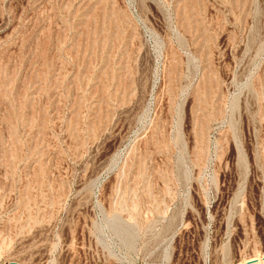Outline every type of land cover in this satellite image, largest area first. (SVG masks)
<instances>
[{
  "label": "rangeland",
  "instance_id": "rangeland-1",
  "mask_svg": "<svg viewBox=\"0 0 264 264\" xmlns=\"http://www.w3.org/2000/svg\"><path fill=\"white\" fill-rule=\"evenodd\" d=\"M263 257L264 0H0V264Z\"/></svg>",
  "mask_w": 264,
  "mask_h": 264
},
{
  "label": "water",
  "instance_id": "water-1",
  "mask_svg": "<svg viewBox=\"0 0 264 264\" xmlns=\"http://www.w3.org/2000/svg\"><path fill=\"white\" fill-rule=\"evenodd\" d=\"M263 260H264V258H263ZM256 262H258V261H257V260H255V261H249L248 264H253V263H256ZM13 264H20V263H16V262H15V263H13Z\"/></svg>",
  "mask_w": 264,
  "mask_h": 264
},
{
  "label": "bare ground",
  "instance_id": "bare-ground-1",
  "mask_svg": "<svg viewBox=\"0 0 264 264\" xmlns=\"http://www.w3.org/2000/svg\"><path fill=\"white\" fill-rule=\"evenodd\" d=\"M264 258V257H263ZM251 260H253V259H251ZM255 260H257V259H255ZM255 260H253V261H255ZM250 261V260H249Z\"/></svg>",
  "mask_w": 264,
  "mask_h": 264
}]
</instances>
